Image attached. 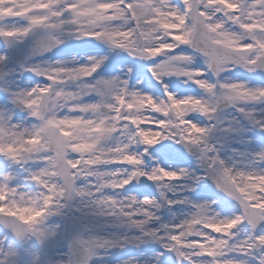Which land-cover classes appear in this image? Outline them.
I'll return each mask as SVG.
<instances>
[{
  "label": "snow or ice",
  "instance_id": "1",
  "mask_svg": "<svg viewBox=\"0 0 264 264\" xmlns=\"http://www.w3.org/2000/svg\"><path fill=\"white\" fill-rule=\"evenodd\" d=\"M0 42V264H264V0H0Z\"/></svg>",
  "mask_w": 264,
  "mask_h": 264
},
{
  "label": "rangeland",
  "instance_id": "2",
  "mask_svg": "<svg viewBox=\"0 0 264 264\" xmlns=\"http://www.w3.org/2000/svg\"><path fill=\"white\" fill-rule=\"evenodd\" d=\"M72 43L79 44L81 42L76 41V42H72ZM49 57L50 58H53V59L66 58V57H63V56H49ZM40 59H44V58H39L37 60H40ZM3 71H5V69L3 67H0V73H2ZM227 77H230V76H227ZM39 80H40V78L34 77L31 73H24L23 76H22V78L20 79L19 83H21L23 85H31V84H34V83L39 82ZM180 87L181 88H188L189 85H187V84H181ZM192 89H194V91H192L190 93H186V94H192V95H198V94H200V89L199 88L192 87ZM120 258H121V253H119L118 251H114L112 253L111 259L99 260V261L95 262V264H115V262L118 259H120Z\"/></svg>",
  "mask_w": 264,
  "mask_h": 264
},
{
  "label": "water",
  "instance_id": "3",
  "mask_svg": "<svg viewBox=\"0 0 264 264\" xmlns=\"http://www.w3.org/2000/svg\"><path fill=\"white\" fill-rule=\"evenodd\" d=\"M0 45H2V42H0ZM64 46L62 45L61 48H63ZM58 50L54 49L53 52H57ZM48 54H53V53H48ZM47 55V54H46Z\"/></svg>",
  "mask_w": 264,
  "mask_h": 264
}]
</instances>
